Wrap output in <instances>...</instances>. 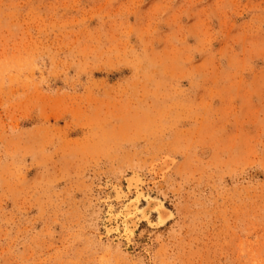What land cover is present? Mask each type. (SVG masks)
<instances>
[{
  "label": "rangeland",
  "instance_id": "obj_1",
  "mask_svg": "<svg viewBox=\"0 0 264 264\" xmlns=\"http://www.w3.org/2000/svg\"><path fill=\"white\" fill-rule=\"evenodd\" d=\"M0 264H264V0H0Z\"/></svg>",
  "mask_w": 264,
  "mask_h": 264
},
{
  "label": "bare ground",
  "instance_id": "obj_2",
  "mask_svg": "<svg viewBox=\"0 0 264 264\" xmlns=\"http://www.w3.org/2000/svg\"><path fill=\"white\" fill-rule=\"evenodd\" d=\"M140 179V177H139ZM138 177L135 175V176H131L129 179H128V182L129 184H135L138 180ZM140 183V182H139ZM135 187V186H134ZM138 187V186H137ZM136 187V188H137ZM140 187V186H139ZM129 188V187H128ZM118 194V193H117ZM119 195V194H118ZM136 201V200H135ZM133 202V201H132ZM111 208V207H110ZM136 208V204L135 203H129L127 206H126V209H125V212H126V227L127 229H129V227L131 226H134L136 227L137 226V222L138 220L136 219L135 217V214L133 213V211L135 210ZM156 208L158 210V213H159V220L157 222L158 225H162L165 223V221H167L168 219H170L172 217V214L171 212L165 208L160 202H155V201H149L146 205V207L142 210L144 211V218L145 217H148V213L149 211H151L152 209ZM147 209V211L145 212V210ZM155 209V210H156ZM111 211V210H110ZM141 212V211H140ZM147 213V214H146ZM114 219L112 216H109V218L107 219L108 222H112ZM156 224V223H155Z\"/></svg>",
  "mask_w": 264,
  "mask_h": 264
}]
</instances>
